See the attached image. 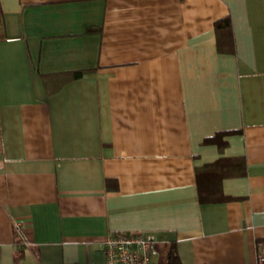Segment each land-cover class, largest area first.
Masks as SVG:
<instances>
[{
	"label": "crops",
	"instance_id": "crops-1",
	"mask_svg": "<svg viewBox=\"0 0 264 264\" xmlns=\"http://www.w3.org/2000/svg\"><path fill=\"white\" fill-rule=\"evenodd\" d=\"M222 156L244 172L200 202ZM121 231L153 233L154 262L174 242L181 264H259L264 0H0V264H106Z\"/></svg>",
	"mask_w": 264,
	"mask_h": 264
},
{
	"label": "trees",
	"instance_id": "trees-1",
	"mask_svg": "<svg viewBox=\"0 0 264 264\" xmlns=\"http://www.w3.org/2000/svg\"><path fill=\"white\" fill-rule=\"evenodd\" d=\"M214 28L217 35V42L222 50H231L232 45H234L233 36V24L230 15H225L214 22ZM93 28H90L92 31ZM83 73V70L73 71L72 77L76 78ZM65 75V73H61ZM230 131H219L216 134L209 136L205 139V142H216L219 148L222 150L228 143L225 136L229 134ZM243 162L239 157H225L222 156L215 161L207 162L202 166L197 167L196 177H197V187H198V198L200 202H219L225 201L230 197L227 196L222 187V180L228 176L242 174ZM16 242L22 245L23 242L16 238ZM22 254V250H20ZM22 256V255H20ZM19 258V257H18ZM162 264H181L177 248L174 242L169 244L166 259Z\"/></svg>",
	"mask_w": 264,
	"mask_h": 264
},
{
	"label": "built area",
	"instance_id": "built-area-1",
	"mask_svg": "<svg viewBox=\"0 0 264 264\" xmlns=\"http://www.w3.org/2000/svg\"><path fill=\"white\" fill-rule=\"evenodd\" d=\"M20 234L19 223L16 224ZM156 237L151 232L121 231L106 239L103 245L106 264H162L154 262L153 256L157 253ZM257 259L264 264V240L258 244Z\"/></svg>",
	"mask_w": 264,
	"mask_h": 264
}]
</instances>
